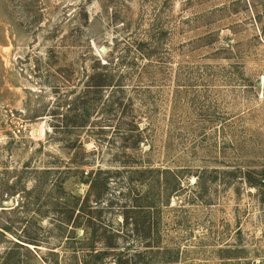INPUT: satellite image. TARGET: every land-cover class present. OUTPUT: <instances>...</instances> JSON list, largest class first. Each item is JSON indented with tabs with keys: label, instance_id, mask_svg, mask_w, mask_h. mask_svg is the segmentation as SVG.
Wrapping results in <instances>:
<instances>
[{
	"label": "rangeland",
	"instance_id": "rangeland-1",
	"mask_svg": "<svg viewBox=\"0 0 264 264\" xmlns=\"http://www.w3.org/2000/svg\"><path fill=\"white\" fill-rule=\"evenodd\" d=\"M263 182L264 0H0V264H264Z\"/></svg>",
	"mask_w": 264,
	"mask_h": 264
},
{
	"label": "trees",
	"instance_id": "trees-1",
	"mask_svg": "<svg viewBox=\"0 0 264 264\" xmlns=\"http://www.w3.org/2000/svg\"><path fill=\"white\" fill-rule=\"evenodd\" d=\"M116 54L114 52H109L108 55H106L105 57V61L103 60H98V66L99 68H97L96 72L94 73L93 76H91L92 78V81H93V87L96 88V90L101 93L102 90L105 88V87H109L112 85V83L115 82V80L117 79V75L115 74L114 70L115 68L113 67L114 66V63H115V60H116ZM126 55L123 56V60H124V64H126ZM114 105V104H113ZM112 106V105H111ZM113 107V106H112ZM128 132H125V139H126V142L128 143V145L132 142L133 143V146L131 147L132 149H136V145H140L141 142H143V135L138 133L137 132V129H134V130H129V133L127 134ZM79 167H82V166H78L76 168V170H79ZM134 173L136 172L137 173H142V174H146V175H150L152 174L153 172H157V173H162V174H170L172 173L170 170L166 169V170H155V169H152L150 168V166L144 170H133ZM84 173V171H83ZM119 173V172H117ZM110 174V170H103V169H98L96 172H89L87 174L88 178L91 180V186H90V194H89V197L95 195L96 196V199H97V202L99 201L98 199H100L103 195H105V193L108 191V185H107V181L109 180L108 178V175ZM144 177V176H143ZM159 178H162V176H160ZM89 180V181H90ZM264 183V182H263ZM151 211V209H150ZM152 229H153V226H149L148 227V233H150L149 235H151L152 233ZM24 243L26 244H33V245H36L34 244V242H28V241H23ZM150 244H153L151 238H150ZM153 249V248H151ZM159 249V248H158ZM98 262L99 261H102L103 259H97ZM127 264H129L128 262H125ZM150 263V262H149ZM148 262L145 263V264H149ZM174 263V261H171V260H167V261H164L162 262V264H172ZM77 264H81L80 262H77ZM120 264H122V262H120ZM151 264V263H150Z\"/></svg>",
	"mask_w": 264,
	"mask_h": 264
},
{
	"label": "water",
	"instance_id": "water-1",
	"mask_svg": "<svg viewBox=\"0 0 264 264\" xmlns=\"http://www.w3.org/2000/svg\"><path fill=\"white\" fill-rule=\"evenodd\" d=\"M101 50H102L103 53H106L107 52V49L104 48V47ZM35 134L37 135L38 134V131H36Z\"/></svg>",
	"mask_w": 264,
	"mask_h": 264
},
{
	"label": "bare ground",
	"instance_id": "bare-ground-1",
	"mask_svg": "<svg viewBox=\"0 0 264 264\" xmlns=\"http://www.w3.org/2000/svg\"><path fill=\"white\" fill-rule=\"evenodd\" d=\"M39 133V132H38Z\"/></svg>",
	"mask_w": 264,
	"mask_h": 264
}]
</instances>
